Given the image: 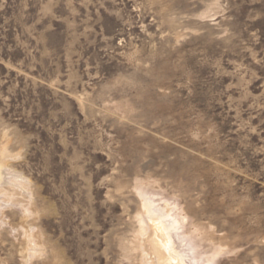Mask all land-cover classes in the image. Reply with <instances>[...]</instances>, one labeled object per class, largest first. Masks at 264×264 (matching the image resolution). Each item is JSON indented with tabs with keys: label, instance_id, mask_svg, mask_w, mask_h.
<instances>
[{
	"label": "rangeland",
	"instance_id": "1",
	"mask_svg": "<svg viewBox=\"0 0 264 264\" xmlns=\"http://www.w3.org/2000/svg\"><path fill=\"white\" fill-rule=\"evenodd\" d=\"M1 146L0 264H137L139 189L198 264H264V0H0Z\"/></svg>",
	"mask_w": 264,
	"mask_h": 264
},
{
	"label": "bare ground",
	"instance_id": "2",
	"mask_svg": "<svg viewBox=\"0 0 264 264\" xmlns=\"http://www.w3.org/2000/svg\"><path fill=\"white\" fill-rule=\"evenodd\" d=\"M5 146L0 147V193L3 194L8 203L9 201L20 202L23 214L28 216L32 213L29 207L32 189L20 175L8 171L9 168L7 169V165L4 163V159L9 157ZM8 174L12 175L10 179L7 177ZM138 184L137 186H140V183ZM136 189L134 188L135 191ZM146 191L143 189L137 190L141 210L134 217L135 226L132 231L133 234L131 233L132 238L126 246V253L134 257L137 264H198L193 256L190 257L192 250L191 247H187L189 245H186L188 241L186 242L181 236L182 234L180 235L178 232L179 219L172 216V208H169L167 204L162 207L156 206L153 197L147 194ZM29 193H31V198ZM137 209H140V207ZM32 228V225H29V228L26 229L22 228L23 256L28 261L31 257H39L38 254L46 251L44 243L39 240V235ZM212 256H214L213 253ZM190 258L195 261H191ZM206 261H208L207 257ZM210 261L212 264V260ZM201 263L204 264V262Z\"/></svg>",
	"mask_w": 264,
	"mask_h": 264
}]
</instances>
